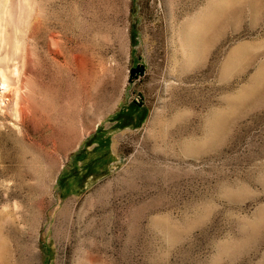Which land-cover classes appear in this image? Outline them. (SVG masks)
<instances>
[{"label":"rangeland","instance_id":"1","mask_svg":"<svg viewBox=\"0 0 264 264\" xmlns=\"http://www.w3.org/2000/svg\"><path fill=\"white\" fill-rule=\"evenodd\" d=\"M0 82L7 264H264V0H0Z\"/></svg>","mask_w":264,"mask_h":264},{"label":"bare ground","instance_id":"2","mask_svg":"<svg viewBox=\"0 0 264 264\" xmlns=\"http://www.w3.org/2000/svg\"><path fill=\"white\" fill-rule=\"evenodd\" d=\"M217 16H218L217 13L213 12L209 16L210 17L209 22H205L204 26L211 27L214 24L213 22L217 18ZM1 85H2V83L0 82V87H1ZM17 117H19V116H17ZM220 126H221V117H218L216 119V121L214 122V129L217 130V127L219 128ZM6 182H7V180L5 182L0 183V186H2V187L6 186L7 187L8 185L6 184ZM10 223H11V221H7L5 219V216L0 218V264H7V257H9L8 254H10L9 253L10 252V245H9V238H8ZM32 253L33 252H31V254ZM10 258H11V256H10Z\"/></svg>","mask_w":264,"mask_h":264}]
</instances>
